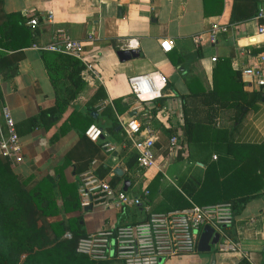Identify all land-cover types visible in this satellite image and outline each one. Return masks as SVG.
Segmentation results:
<instances>
[{"label":"crops","instance_id":"crops-1","mask_svg":"<svg viewBox=\"0 0 264 264\" xmlns=\"http://www.w3.org/2000/svg\"><path fill=\"white\" fill-rule=\"evenodd\" d=\"M257 6L264 7V0H0V61L18 57L9 66L0 65V106L10 110L22 156L10 168L28 180V186L47 180L44 191L52 194L58 211L47 221L77 220L87 235L101 226L139 219L140 207L116 208L100 204L101 200L72 209L81 176L88 169L115 191L122 190L123 180L128 179L125 191L133 193L148 188L159 173L146 203L152 212L176 209L178 196L192 202L190 195L200 188L201 197L196 198L201 203L222 196L216 184L236 162L226 153V141L256 145L264 140V100H252L258 89L239 73L264 50V34L256 33L253 18ZM47 10L53 14L50 20ZM23 12L36 18L34 28L26 25ZM230 16L237 19L231 22ZM212 22L228 26L213 45L206 39ZM56 30L83 40L82 58L94 62L100 81L78 80L75 66L56 63V84H52L41 51L28 45L50 42ZM88 34L91 39L85 40ZM197 34L202 35L198 46L191 39ZM163 38L172 42L168 51L159 47ZM118 50H134L137 55L119 61ZM212 55L214 62L209 60ZM222 58L227 62L221 63ZM138 74L146 78L130 87L127 77ZM146 114H166L169 127L157 133L154 165L138 172L136 188L134 177H128L135 173L136 160L127 164L136 153L120 123L130 116L141 121ZM184 116L194 125L188 142L183 138ZM88 123L102 130L95 142L81 139ZM176 132L184 149L173 156L165 144L166 136ZM209 163L212 182L203 188L200 183ZM114 167L123 173H114ZM210 187L213 192H208ZM225 230L245 257L239 251L220 252L214 245L209 253L197 255L195 250L164 258L161 264H209L211 255L212 264H264V186L234 208ZM100 264L121 262L110 259Z\"/></svg>","mask_w":264,"mask_h":264},{"label":"built area","instance_id":"built-area-1","mask_svg":"<svg viewBox=\"0 0 264 264\" xmlns=\"http://www.w3.org/2000/svg\"><path fill=\"white\" fill-rule=\"evenodd\" d=\"M27 17L25 23L30 29L34 28L37 20L31 14L22 13ZM53 14L46 11V18L50 20ZM257 21L256 33L264 34V7L259 6L253 16ZM227 25L212 22L206 30V39L209 44L216 42L217 36L225 33ZM86 35L85 40H90ZM192 42L198 46L202 39L201 34L192 36ZM28 47L37 51L60 53L77 59L82 67L79 78L88 84L96 79L100 81L98 70L93 61H84L83 40L73 39L65 30H56L48 43L31 42ZM162 51H168L172 42L168 38L159 40ZM209 60L214 62L215 56ZM240 76L245 82L251 83L257 89L264 90V50L253 56L252 63L239 69ZM146 75L138 74L127 77V84L132 87L141 82ZM168 116L159 117L146 114L141 121L130 116L121 121V127L126 141L136 153V170L132 176V185L138 188V172L154 165V142L161 128L167 129ZM153 121L159 122L155 126ZM90 141H97L102 130L95 124H88L83 131ZM104 148L108 147L103 143ZM166 151L175 156L184 149L180 133H169L166 136ZM0 156L6 158L10 164L21 161V146L15 130V123L7 106H0ZM214 157V156H213ZM148 194L146 187L137 192L115 191L108 182L86 170L78 187V205L85 208L93 201L101 200L100 204L116 208L140 207L142 215L135 222L115 223L99 227L96 231L80 237L76 242V251L86 255L88 259L102 262L116 259L121 264H159V259L181 256L196 250V241L204 225H209L213 232L218 234L215 247L220 252L239 251L225 230L233 220V208L230 202H218L199 205L189 202L187 207L164 212H152L143 198ZM95 197V198H94ZM245 257L246 253L239 251Z\"/></svg>","mask_w":264,"mask_h":264},{"label":"trees","instance_id":"trees-1","mask_svg":"<svg viewBox=\"0 0 264 264\" xmlns=\"http://www.w3.org/2000/svg\"><path fill=\"white\" fill-rule=\"evenodd\" d=\"M257 8L258 6L254 8V14ZM239 13L244 14V10H240ZM239 18H246V16ZM236 19L237 17L230 16L229 21ZM197 52L199 53L198 50ZM40 57L52 84H56L54 75V64L56 63L59 66L60 64L75 66L77 79L80 80L79 71L82 64L77 59L46 51H41ZM17 60L18 57H15L13 61L6 58L0 61V65L9 66ZM220 62H227V60L222 58ZM232 74L235 77L236 72ZM213 90L216 89L213 88ZM260 90L252 94V100H264L263 92ZM212 93L215 94L214 91ZM182 129L183 138L188 142L194 133L193 122L188 117H183ZM81 139L88 138L83 133ZM226 142V153L236 161L235 166L216 184L222 196L206 203L231 202L234 210L237 205L252 198L264 186V140L256 145L238 144L230 140ZM131 160L127 163L128 165L134 162L136 157L134 156ZM212 167V163L205 167L200 187L204 188L206 183L212 182ZM159 176V173L155 174L148 185V194L143 198L147 204L156 186L152 184L157 182ZM48 187L49 183L45 179L28 186V180L14 173L10 168V162L0 156V264H100L76 251L77 240L86 235L80 231L77 220L69 219L66 224L60 220H46L47 216H54L58 213L54 208L52 194L44 191L48 190ZM208 192H213V188L210 187ZM190 197L195 204H205L196 198L201 197V188L196 195H190ZM72 205V209L79 208L78 201L75 199ZM188 205V200L178 196L176 209ZM2 241L6 244L2 245Z\"/></svg>","mask_w":264,"mask_h":264},{"label":"water","instance_id":"water-1","mask_svg":"<svg viewBox=\"0 0 264 264\" xmlns=\"http://www.w3.org/2000/svg\"><path fill=\"white\" fill-rule=\"evenodd\" d=\"M137 52L134 50H118L116 51V57L119 61L127 60L131 57H135ZM92 113V112H91ZM113 172L121 175L123 172L119 167H114ZM129 181L128 179L123 180V187L122 190H126ZM89 207V206H88ZM218 234L213 232V229L209 225H204L198 234L197 241H196V251L199 253H209L212 247L217 243ZM159 259V264H161ZM213 263V255L210 256V263Z\"/></svg>","mask_w":264,"mask_h":264},{"label":"rangeland","instance_id":"rangeland-1","mask_svg":"<svg viewBox=\"0 0 264 264\" xmlns=\"http://www.w3.org/2000/svg\"><path fill=\"white\" fill-rule=\"evenodd\" d=\"M2 245H4V244H6V242L5 241H2V243H1ZM201 255V253H197V255Z\"/></svg>","mask_w":264,"mask_h":264}]
</instances>
